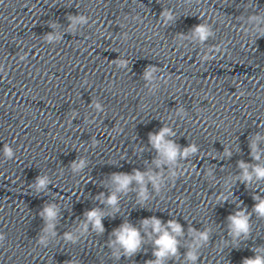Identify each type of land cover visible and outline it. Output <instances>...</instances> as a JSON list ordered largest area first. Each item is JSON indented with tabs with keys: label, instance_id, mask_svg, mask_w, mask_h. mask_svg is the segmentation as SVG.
I'll return each instance as SVG.
<instances>
[{
	"label": "clouds",
	"instance_id": "obj_1",
	"mask_svg": "<svg viewBox=\"0 0 264 264\" xmlns=\"http://www.w3.org/2000/svg\"><path fill=\"white\" fill-rule=\"evenodd\" d=\"M200 38L203 40L207 37L208 32L204 27H198L196 29ZM168 132V129H163L159 135L150 136L151 141L155 145L157 149H159L169 160H174L177 155V149L171 143L164 142V136ZM187 151H195L194 148L188 149ZM187 151L185 154H187ZM5 154L7 156H11V150L7 147L5 148ZM243 167V165H241ZM255 175L258 180H264V168L257 167L255 168ZM137 181L142 182L143 177L140 173H136L134 177ZM251 175L245 171V179L251 180ZM132 177L129 176H117L116 180L119 182V189L123 190L127 188ZM39 184L42 186L45 184L43 179L39 180ZM143 196V191L141 192ZM111 205H115L117 203V197L115 194L111 195L107 201ZM47 214L49 217L54 216V211L52 208L46 209ZM254 211L260 214L261 217H264V201L260 202L258 205L255 206ZM88 219L94 221V225L96 229L103 231V227L101 225V218L100 214L97 211H91L88 213ZM232 221V229L235 235H239L240 233H244L245 235L249 232V224H248V217L244 214V212H238L235 216L230 217ZM149 221H144V224L147 225ZM151 223L154 226L156 232H162V235L159 239L155 241V243L159 246V251L156 252L157 257H164L168 253L175 254L177 251L176 244L177 241L171 236L167 231H163L160 226V221L153 219ZM171 227L173 232L179 233L181 231L180 227L175 224L171 223ZM118 236L119 243L126 249L127 252L131 253L134 252L139 244H140V236L136 229L130 227L129 225L125 224L121 231L116 233ZM207 234H201V240H207ZM71 239V237H69ZM189 259L195 261L196 256L193 253H189ZM244 264H264V257L257 255L254 259H247L244 261Z\"/></svg>",
	"mask_w": 264,
	"mask_h": 264
}]
</instances>
